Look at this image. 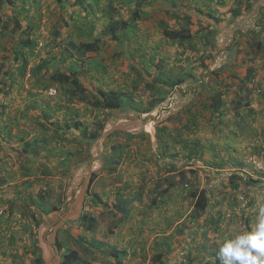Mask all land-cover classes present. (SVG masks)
Wrapping results in <instances>:
<instances>
[{"label": "rangeland", "instance_id": "1", "mask_svg": "<svg viewBox=\"0 0 264 264\" xmlns=\"http://www.w3.org/2000/svg\"><path fill=\"white\" fill-rule=\"evenodd\" d=\"M203 1L146 0L149 3L147 13L140 18L135 38L127 37L124 30H117L114 39L101 35V31L110 24V21H124L129 17L124 7L117 8L118 3L115 0H109V7L114 8L115 12H108V0H98L92 13L87 17H84V11L79 7H70V2L66 4L65 10H61L52 0L32 2L30 0L23 6L24 10L17 15L20 30L10 21L16 15L19 4L13 8L4 7L0 11L3 19L10 21L5 36L0 38V83H7L0 92V111L6 114L4 118L0 115V221L5 225L11 224L10 228L0 232L3 234L0 236V264H36L35 256L31 254L30 231L22 233L23 227L18 230L22 222L19 217L23 214L22 201L14 203L11 199L19 196L36 197L37 191H41L47 181L42 179L43 176L39 177L42 171L47 170L46 166L52 171L49 174L52 176L47 178L48 187L51 189L47 202L52 204L59 196L64 203L59 206L58 211L47 214L38 228L34 229V240L40 248L43 264L47 262L52 264L58 256L61 264L63 256L72 251H76L83 261L92 264H117L114 258L107 256L113 251H126V256L121 258L122 264H221L218 253L223 241L254 229L258 208L264 206L263 172L257 171L254 164L249 161L251 155L246 158L245 163L248 165L246 170L244 168L237 172L225 170L221 162L202 163L188 160L185 158V130L181 126L183 124L181 119L183 121L192 114L196 116L203 112L210 121L216 123L217 120L209 115V111L182 110L187 106L184 91L191 80L189 74H193L194 79L198 78L201 69L200 57L203 56V52L207 57L204 63L211 70L214 69L213 74H210V70L205 74L202 70L201 74L203 78L211 80L212 85L215 84L211 90L219 91L224 87L223 82L227 80L230 81L228 85L232 94L235 92L241 94L245 89L243 95H247L250 91L247 85L250 84L254 93L261 96L263 90L250 69L255 68L261 72L260 81L264 78V28L260 31L255 24L257 21L254 20L257 9H254V6H261L257 14L262 17L264 0H229V6L216 5L213 0L212 6L218 7L217 14L223 16L216 25L217 28L225 30L223 36L219 40L216 38L213 40L214 48L209 52L208 49L197 46L199 53L186 50L184 55H181L176 43L163 40L157 23L161 20L165 24L176 26L177 22L172 17L178 8L185 13L184 11L194 9L196 3ZM233 9L241 13V16H237L239 13L236 16L230 15L229 11ZM191 17V29L194 31L198 28L201 30L200 34L206 35L209 31L205 28L204 22L195 20L194 15ZM261 19L263 22L264 17ZM26 23L30 26L32 37L37 41V56L30 60L28 69L48 57L50 64L54 66L53 64L58 62L57 57L60 56L57 41L58 43L78 41L79 39L74 36L73 25L80 23V29L87 34V39L91 42L98 41L96 52L87 53L86 59L82 62L77 60L73 64L74 69L81 73L80 81L86 84L87 89L118 91L130 88L137 80L138 90L133 97L134 102H123L122 108L106 113L108 117H105L104 129L95 140H88L84 145L73 143V137L80 140V136L73 127H70L69 130L64 128L63 131L65 135L69 134L67 141L61 140L59 144L56 137L49 139L48 135L34 124L32 112L26 116L28 108L39 110L41 115L51 111L53 116L50 118L61 124L64 119L72 117L69 114V110L72 109L78 111L76 119L84 121L87 127L94 129L95 117L100 118L104 114L78 100L64 101L62 93L71 90L70 85L55 90L51 87L50 90L55 91L51 97L47 92L43 93L42 87H49L52 84L49 80L51 72L46 69L38 75L40 80L31 77L28 70L26 78L17 76L21 61L14 59V53L22 54L26 50L17 46L19 40L17 36L20 32H25ZM229 27L231 28L228 29ZM232 28L238 29L236 34L241 31L244 35L240 34L241 37L236 35V39L232 41L229 37V34L233 33ZM250 28L260 31L258 39L252 38ZM231 43L233 46L229 47ZM258 43L259 46L256 48ZM222 46L226 47L224 51ZM137 50L141 56H138ZM149 54H154L156 61L161 59L158 65H167L162 66L164 70L152 69L150 76H147L149 80L167 79L169 82L175 79L186 80L180 86V92L169 101L166 97L158 104L156 102L159 98L158 92L164 94L163 89L147 84V78L138 77L139 74L131 69L139 68L140 73L144 72L141 58L149 60ZM62 59L66 57L63 56ZM67 59L64 63L66 67L70 63L69 58ZM76 59L73 57V61ZM97 64L103 65L105 70ZM101 70L103 72L100 74ZM249 74L250 80L243 83V79ZM29 77L33 83L28 82ZM197 87L199 88L200 84ZM193 93L196 91L192 90ZM42 101L50 106L48 110H45ZM129 105L134 110H130ZM199 120L200 122L203 120L201 123L204 124L205 116ZM64 122L72 125V121ZM130 123L142 127L140 130L148 128V133L142 132L144 130H130L133 133L125 135L124 130L131 127ZM4 124L10 127V130H7ZM207 124L209 125L208 122ZM173 129L181 131L179 142H173V136H166V139L160 136L159 139L160 131L174 135ZM135 133L140 134H137L133 142L130 137ZM20 137L25 141L33 139L38 141V149L33 154L19 152L17 142ZM124 147L127 153L126 164L127 162L129 164L125 166L124 161L108 164L107 161H110L113 153L119 152L124 158ZM66 152L72 153L73 157H69V161H64V165H61L64 158L58 159L61 155L65 156ZM263 152L260 151L259 154ZM136 157L140 158L139 161ZM169 159L182 161H167ZM174 164L177 167L175 171L166 175V165ZM124 167L128 169L126 174ZM177 171L183 172L186 176L180 184ZM189 171H194V174L190 175ZM233 176L238 177L237 186L235 182L229 181ZM34 177H38L39 180L33 185L29 184ZM166 177L168 181L160 190L168 188L171 184H175L174 187L177 188L167 189L159 196L160 200H156L157 205L151 204L156 198V192L153 191L156 189L154 181ZM195 181L198 182V191L205 190L209 198V206L198 220L190 218L194 200L187 197ZM137 185L143 186L142 191ZM160 190L158 188V191ZM117 194L129 202V208L133 211V216L128 221L122 220L121 212H114V209H111ZM133 197L140 198V201L134 204ZM162 200L165 201V205L161 204ZM84 206L89 208L88 212L94 218L95 225L90 232L82 231L78 225L82 214L79 212L83 211L81 207ZM77 209L79 210L73 216L63 219L65 214L74 213ZM6 210L13 212L11 218H8ZM170 219L173 220V224L170 223L171 226L167 227L165 221ZM16 232L20 235L19 241H16ZM11 236L15 237L13 244L9 241ZM76 237H83L85 241L82 244L76 243L74 242ZM165 237H169L167 241L171 246L168 252L167 247L163 245ZM57 238L64 244L63 248L58 249V253L55 249ZM99 242L103 245L91 246ZM161 252V259L155 261V255Z\"/></svg>", "mask_w": 264, "mask_h": 264}, {"label": "trees", "instance_id": "2", "mask_svg": "<svg viewBox=\"0 0 264 264\" xmlns=\"http://www.w3.org/2000/svg\"><path fill=\"white\" fill-rule=\"evenodd\" d=\"M32 1H35V0H31V2ZM52 1L61 10H65L66 4L70 2V7H79L80 9L84 11V17H87L88 15L92 13L93 7L97 3L98 0H52ZM115 1L118 3L117 8L124 7V10L129 13V17L128 19H124V21L122 20L110 21V24H108L106 28H104L101 31V35L107 36L110 39H114L115 32L116 34L118 33L117 30H124V34H126L127 37L135 38V34L138 31L139 22L141 20L140 18H142V16L145 13H147L146 8H147V5H149V3H147L146 0H115ZM174 1L175 0H169V2H174ZM28 2H30V0H26V1L25 0H0V11L4 7L13 8L15 5L19 4L20 7L16 15H14L13 19H10V21H12L13 24L16 26V28L20 30L21 27H20L19 21L17 20L18 19L17 15L20 14L21 10L22 11L24 10L23 6L27 4ZM189 2H193V0H189ZM109 4L110 2L108 0L107 2L108 12L109 11L115 12V9L114 8L112 9V7H109ZM212 4H214L213 0H204L203 2L196 3L194 9L190 11H184L185 13H183V11L178 8L177 11L174 13L175 15L172 17L175 20V22H177L176 26H173L172 24H165L164 21L160 20L157 23V26L160 28V32H161V36L163 37V40L165 42L166 40H169L171 43L172 42L176 43L175 45L177 46L179 54L181 55H184L186 50L187 51L191 50L192 53H196V52L199 53L200 50L196 48L197 46H202L203 49H208V52H209V50L214 48L213 40H215L217 36L215 30L218 29L216 25L221 21V19H219L218 14H217L218 13L217 7H213ZM219 5H223V3H220ZM229 12L232 13V16H236L239 13L236 10H230ZM191 15L196 16L195 20L204 22L205 28H207L209 31L206 35L200 34L201 30H198V28L194 31L191 29V26H190L191 25L190 22L192 18ZM10 21L8 20L5 21L3 19V16L0 14V38L5 36V31L8 29ZM79 25L80 23H75L73 25V28L75 30L74 36L79 39L78 41H68L67 43H64L63 41H60V43H58L57 41L60 56L57 57L58 62L56 64H53L54 66L50 64V58L48 57V59L45 58V60L40 61L38 64L34 65V67L28 69L30 60L37 56V53H36L37 41L32 37L31 32H30V26L28 23H26L25 25V32L22 31L23 33H21L19 31L20 33L17 36V40L19 39L17 42V46L23 47L26 50L23 51L22 54H20L19 52L14 53V59L17 58L21 61V67L19 69V72L17 73V76L19 78H26V71L28 70L30 71L31 77H36L37 79L40 80L38 75L40 74L42 70L46 69L47 71L51 72L49 80L52 84L49 87L43 86L42 87L44 88L43 93L48 92V90L52 89L51 87H53L55 90V88H58V87L62 88V86L70 85L72 89L67 92L65 91L66 94L62 93L64 101L78 100L82 104L89 105L92 108L102 111V113H104L103 116H101L100 118H98V116L95 117L94 125L96 127L94 129H91L87 127L84 121H79L78 119H76L75 115L78 113V111L70 109L69 114L72 117H69V119H64V121H72V125L70 126L64 121L61 124L58 121H53L50 118V116H53L51 111H49L47 114L42 113L41 115L39 110L36 111V110H32L28 108L26 110V113H27L26 116H28L32 112L34 124L39 126L40 130L44 131L48 135L49 139L56 137L57 138L56 142H58L59 144L61 140L67 141V137L69 136V134L65 135L63 131H64V128L65 130L66 129L69 130L70 127H73V129H75L80 136L79 137L80 140L73 137L72 139L73 143H81V145H84V143L88 140H95L99 136L100 132L104 129L105 117H108L106 113L110 111L113 112L114 110H117L118 108H122L123 102L124 103L134 102L133 97L137 93V90H138L137 80L134 82V84L130 88L118 89V91H115V90L102 91L100 88H97V89L88 88L87 89L86 84L80 81L81 73L78 70L74 69L73 64L77 62V60L78 62H82L84 59H86L87 53L96 52L98 50V45H97L98 41H95V42L89 41L87 39L88 38L87 34L83 30L80 29ZM259 25L261 29L264 28V23H261V20H259ZM251 32H252V38L258 39L257 35L259 31L258 32L251 31ZM240 34H243V33L238 32L239 36ZM234 40L235 39H233V41ZM59 44H61L62 47ZM210 45H212V47H210ZM231 46H233L232 43L229 45V47ZM258 46H259V43L255 47L257 48ZM181 49H183V51H181ZM137 53H138V56H141L140 55L141 53L138 50H137ZM202 54L203 56L200 57L201 69H199L198 78L194 79V75L189 74V78L191 80H195L193 83L194 84L197 83L198 85L202 82L201 81V78H203V76L201 75L202 70L204 74L205 72L206 73L208 72V65L204 63V60L207 57L205 56L204 52ZM63 56L66 57V59L63 60L62 59ZM73 57L77 59L73 61ZM131 57L134 58L135 55H131ZM149 57H150L149 60L143 59L140 57L142 60L141 67L142 69H144V72L140 73V71H138L139 68H131L134 73L139 74L138 77L143 76V78H147V76H150L149 73L152 69L160 71V70H164L163 67L167 66L166 64H163L162 65L163 67L161 65H158L161 59L156 61L155 60L156 56L154 54H149ZM208 57L211 58V56L209 55ZM67 58H69L70 63H71V64L69 63L68 67H66L64 64L65 60H68ZM52 60H55V59H52ZM62 65L64 66L63 68H62ZM97 65H99L100 68L102 67L103 70H105V67H103V65H100V64H97ZM101 72L103 71L101 70L99 73L101 74ZM250 77H251L250 74L247 75L243 79V83L244 82L247 83L250 80ZM184 81H185L184 79H179V80L175 79V80H172V82H169L167 79L160 81L159 79L149 80L147 78L146 83L152 85L154 88L163 89L164 94L158 92L159 98L156 100V102L159 104V103H162L166 97L171 98V99L174 98L173 96L177 92H180L179 88L184 83ZM28 82L29 83L32 82L30 77L28 79ZM0 85H1L0 92H2L4 90V87H6L7 83H0ZM22 85H23L22 87L24 88V82L22 83ZM239 90H240V87H239ZM233 94L238 95L239 92H235ZM204 96H206L205 99H204ZM207 99L208 101L206 102ZM197 100H198L197 104H198L199 110L201 109L202 111H209V113H211V115L217 119L215 123L213 121H210L209 117H205V120L209 123V125L213 126V125H216L219 121H221L222 112H223L222 91H213V92H205V93L200 92L196 94L194 93V98L188 103L186 107H183L182 110L194 109L193 105L196 104ZM241 101H242V97H239V99L234 100V103L240 104ZM41 104L44 106L45 110H48L50 108L49 105H46L47 103H45V101H42ZM188 107L190 108L187 109ZM128 108L130 110H134V108L131 105H129ZM0 115H2L4 118L6 114L3 111H0ZM200 115H202V113L196 116L192 114L189 118L183 119V121L181 119V123H183L181 124V126L185 130L184 131L185 133L190 132L191 129H195L197 126H199L198 123H200V120H199V118L201 117ZM4 127L7 130H10V127H8L6 124H4ZM162 129H165V128H162ZM164 132L165 131H160L158 134H160V136L162 137H165V139H166V136H173L174 137L173 142H179L181 140V131L179 129H173L174 135L173 133H170L171 134L170 135L168 132L167 133H164ZM17 143H19V149H18L19 152L33 154L38 144V141H35V140L25 141L24 138L20 137L18 138ZM70 154L72 153L66 152L65 156L61 155L59 157L58 160H60L61 157L64 158V160H62V162L60 163L61 165H64V161H69V157H73V154L72 155ZM77 154H79L78 150H77ZM111 162L118 163L119 161H107L108 164ZM236 162L237 163L235 164L233 163V166L235 167V169L233 170H235L236 172L244 168L246 170L248 165L241 164L242 162H239V161H236ZM105 168H107V166ZM176 168H177L176 164L166 165V168H165L166 175L173 173V171H175ZM46 169L47 170H44L41 172V175L39 177L43 176L44 178L42 179L48 181L49 179L47 178L52 176V175H49L52 173V171L49 170V167L47 166H46ZM177 174L179 176L178 183L180 184L185 179L186 176L183 172H180V171H177ZM189 174L190 175L194 174V171H189ZM38 180H39L38 177H34L32 182L30 180L28 183L33 185V183L37 182ZM236 180H238L237 176H233L231 179H229L230 182H235V186H237ZM47 181H45V186L43 187V189L41 191H37L36 197L19 196L14 199H11V201H13L14 203H18L19 201L20 202L22 201V205H23L22 213L23 214L19 216L22 219V222L18 230H20L23 227L22 233L28 230L30 231V237H31L30 247L32 249L31 254L32 256L33 255L35 256L36 264H43V261L41 259L40 252H39L40 248L37 245V241L34 240L35 238L34 229L38 228L39 224L42 223L44 217H46L47 214L58 211L59 206L64 203L62 202V200L59 199V196H57L54 203L49 204L47 202L49 199V195L51 193V189L48 187L49 185L47 184ZM167 181H168L167 177L165 179H157L154 181L156 189L153 191L154 193L156 192L155 193L156 198L153 199L151 204H156V200H160L159 196L162 195V193L165 192L167 189L177 188V187H174L175 184H171L170 186H168V188L160 190L163 187L164 183ZM137 186L139 187L140 191H142L141 189H143L142 188L143 186L142 187L140 185H137ZM158 188L160 191H158ZM187 197L194 200V207L191 213L189 214L190 218L193 220L200 219L202 215L205 213V210L209 206V198L206 196L205 190L201 189L198 191V182L195 181L191 185ZM133 201L136 203V201H140V198L133 197ZM128 204H129L128 201H126L125 199L123 200V197L120 194H117L115 196V204L111 208V209H114V212H121L122 220H124V222L128 221L133 216V211H131ZM161 204L165 205V201L162 200ZM88 210L89 208L85 207L82 215L79 218V224H78L80 229L85 232L92 231L95 225L94 218L92 214L88 212ZM6 212H8L7 213L8 218H11L13 216L12 211L6 210ZM172 222H173L172 219H170L169 221L166 220L165 224L168 227V226H171L170 223ZM0 224H1L0 232L5 231V229L11 227V224L8 225L7 223L5 225L1 221H0ZM2 235L3 234H0V236ZM15 235H16V241H19L20 235H18V232H16ZM14 238L15 237H12V236L9 238V241L12 244H13V241H15ZM168 238L165 237L164 238L165 240L163 243V245L167 247V252L171 248L169 241H167ZM84 241L85 239L83 237H76L74 239V242L76 243L82 244ZM101 245H103V243H100V242L97 243V245L91 244V246H98V247H100ZM56 246L58 247L59 250L63 248L64 246V244L60 241L59 238H57ZM37 254L38 256L36 257ZM161 255H162V252L159 254H156L154 257V260L155 261L160 260ZM107 256L110 258H114L115 263L122 264L121 258L126 256V251H113V252L108 253ZM13 257H16V256H13ZM61 264H92V263L86 260L83 261L78 256L76 251H72L63 256Z\"/></svg>", "mask_w": 264, "mask_h": 264}, {"label": "crops", "instance_id": "3", "mask_svg": "<svg viewBox=\"0 0 264 264\" xmlns=\"http://www.w3.org/2000/svg\"><path fill=\"white\" fill-rule=\"evenodd\" d=\"M214 1L216 2V5H219L220 3H223L228 6L230 5L229 0H214ZM260 7L254 6V9L257 8L254 13V20L255 22L257 21V23L255 24L256 26L259 27V30L261 31L259 20L264 17V14L261 13L262 17L260 15L258 16L257 11L261 10ZM229 14L232 15L231 12H229ZM237 16H241V13H239ZM218 17L221 20L223 19L222 15L220 16L218 15ZM263 22L261 19V23ZM230 28L231 27H229L228 29ZM237 31L238 29L232 28L233 33L229 34L230 35L229 37L232 38V41L233 39H236L237 37L236 35H238V33L236 34ZM249 31H256V29L250 28ZM215 32L217 35L216 39L219 40L220 37L223 36L225 30H222L221 28L218 27V29H216ZM239 33H241V31H239ZM210 47H212V45H210ZM222 47L224 48L223 49L224 51L226 47L224 46ZM208 70H210V74H213L214 69L211 70L210 67H208ZM250 71L252 72L253 77H256L258 81L257 84L262 88L263 95L262 93L261 96L256 95L254 93L253 87L250 84L247 85V87L250 88V91L248 92L247 95L245 96L243 95L245 89L242 91L241 93L242 95L240 93L238 95H234L231 93L229 89L228 84H230V81L225 80L223 82L224 87L221 88L220 90L217 89L219 91H222L223 112H222L221 121H219L216 125L212 126V125H208L205 120H204V124L201 123L203 122L202 120L200 123H198L199 126H197L195 129H191L190 132L185 133V157L187 156L186 158L188 160L190 159L191 161H202V163H205L204 161L207 162L214 161L215 163L221 162L223 163V167H225L224 169L230 172L231 170L235 169L233 163L234 164L237 163L236 161L242 162L241 164H246L245 161L248 156L259 153L260 151H264L262 150L264 149V78L260 81L259 75L261 74V72L259 70L256 71L255 68H251ZM201 81L202 82L200 83V87L198 88L197 87L198 84L197 83L194 84L192 80H190V83H188L187 85L188 88H186L184 91L186 96L185 105H188V103L194 98V93L192 94V90H195L196 93L213 92V90H211V87H213V85L215 84L212 85V83L210 82L211 80L209 81L208 78H201ZM239 97H242L241 103L240 104L234 103V100L239 99ZM205 98L206 96H204V99ZM169 100H171V98H168V101ZM207 101L208 99L206 100V102ZM193 107L194 109H199L197 104L193 105ZM209 115L211 116L210 113ZM200 116L206 117L207 115L203 114L202 112V115ZM138 117H141V115H138ZM130 125L131 127L126 128L124 130L125 135L132 134L133 132H131L130 130L135 131V130H140L142 128L139 126H133L134 123H130ZM147 129L148 128H143L142 130L144 131L142 130L140 131L144 133H148ZM137 134L140 133H135L133 136L130 137L131 140L132 139L134 140L133 142H135V138L137 137ZM158 135L160 139L161 138L160 134ZM146 137L147 136H144V138ZM31 141H34V139ZM160 147H162V145ZM37 149L38 148L36 146L35 150ZM187 150H189L188 153L186 152ZM114 154L115 153L111 154L112 157L110 158V161H124V165L126 164L127 153L125 147H124V158H122L120 156L121 154L119 153L115 155ZM139 156L141 158V155ZM140 158L136 157V160L139 161ZM167 161H182V160L169 159ZM127 164H129V162H127ZM127 170L128 169H125L124 167L125 174L127 173Z\"/></svg>", "mask_w": 264, "mask_h": 264}, {"label": "clouds", "instance_id": "4", "mask_svg": "<svg viewBox=\"0 0 264 264\" xmlns=\"http://www.w3.org/2000/svg\"><path fill=\"white\" fill-rule=\"evenodd\" d=\"M81 208L84 211L85 206ZM83 211L81 210L79 214ZM55 249L58 253L57 246ZM218 258L221 264H264V206L258 208L254 229L224 240Z\"/></svg>", "mask_w": 264, "mask_h": 264}, {"label": "built area", "instance_id": "5", "mask_svg": "<svg viewBox=\"0 0 264 264\" xmlns=\"http://www.w3.org/2000/svg\"><path fill=\"white\" fill-rule=\"evenodd\" d=\"M47 94L49 96H53L55 94V91L54 90H49L47 92ZM259 153H256V154H252L249 158V161H251L252 164H254V167L256 168L257 171H261L263 172V176H264V152L259 154Z\"/></svg>", "mask_w": 264, "mask_h": 264}, {"label": "water", "instance_id": "6", "mask_svg": "<svg viewBox=\"0 0 264 264\" xmlns=\"http://www.w3.org/2000/svg\"><path fill=\"white\" fill-rule=\"evenodd\" d=\"M77 211H78V209L74 213L65 214L63 219H66V218L73 216L75 213H77ZM59 260H60V258L56 257V259L54 260V262L52 264H59ZM47 264H48V262H47Z\"/></svg>", "mask_w": 264, "mask_h": 264}]
</instances>
